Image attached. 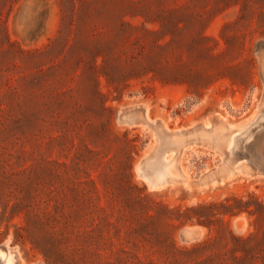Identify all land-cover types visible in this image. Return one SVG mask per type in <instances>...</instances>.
Here are the masks:
<instances>
[{"label": "rangeland", "instance_id": "rangeland-1", "mask_svg": "<svg viewBox=\"0 0 264 264\" xmlns=\"http://www.w3.org/2000/svg\"><path fill=\"white\" fill-rule=\"evenodd\" d=\"M91 4L0 0V255L264 264V0Z\"/></svg>", "mask_w": 264, "mask_h": 264}, {"label": "bare ground", "instance_id": "bare-ground-1", "mask_svg": "<svg viewBox=\"0 0 264 264\" xmlns=\"http://www.w3.org/2000/svg\"><path fill=\"white\" fill-rule=\"evenodd\" d=\"M252 125H254V126H252ZM261 125H264V113L261 114V115H259V113H258L256 115L254 121L251 123V125L250 124L245 125L244 127H242L241 129H239L237 131V134L234 137H231V147H229V149H227L228 150L227 151L228 154L233 156V155H236L238 152L240 153L239 150H241V149H242V151H244L245 150L244 147L246 146L245 145L246 141H248L249 139H251L253 137V135H255L254 132H253L254 128H257V127H259ZM263 129L262 130L260 129L259 131H263ZM250 131L252 132V134H250L248 137H245V136H247V133L250 132ZM253 140H254V138H253ZM251 144H249V145H251ZM248 149H250V147ZM261 150H264V149H261ZM242 151H241V153H242ZM249 156H250V154H249ZM241 158H243V157H241ZM247 158H249V157L247 156ZM250 159L252 160L251 157H250ZM262 169H263V167H262ZM250 174H252V173H250ZM167 176H168V166L164 162L163 163L162 162H157L155 164H152L151 173L149 175H146V176H144V174H143V177H145V179H147V181L150 184L153 183V184H157L158 186L166 182ZM12 263L13 262H12L11 257L7 258V257L4 256V254L0 255V264H12Z\"/></svg>", "mask_w": 264, "mask_h": 264}, {"label": "trees", "instance_id": "trees-1", "mask_svg": "<svg viewBox=\"0 0 264 264\" xmlns=\"http://www.w3.org/2000/svg\"><path fill=\"white\" fill-rule=\"evenodd\" d=\"M86 2L92 3V6L96 10V12H104L109 10V5L112 6L111 15L112 17H116L118 19H121L124 15H137V13L134 11L137 9V6L139 3H141V0H85ZM113 3V5H112ZM117 4V5H116ZM93 10V11H95ZM154 21H158L161 24L164 23V21H167L171 24L174 23V19L171 17H165L162 14H157L155 17H153ZM207 47L203 46L201 47V50L206 49ZM166 74V73H165ZM168 74V73H167ZM169 76V75H165Z\"/></svg>", "mask_w": 264, "mask_h": 264}, {"label": "water", "instance_id": "water-1", "mask_svg": "<svg viewBox=\"0 0 264 264\" xmlns=\"http://www.w3.org/2000/svg\"><path fill=\"white\" fill-rule=\"evenodd\" d=\"M144 121L147 122V123H149V122H148V119L145 118V117H144ZM260 163L263 165L262 167H264V163H263V162H260Z\"/></svg>", "mask_w": 264, "mask_h": 264}]
</instances>
